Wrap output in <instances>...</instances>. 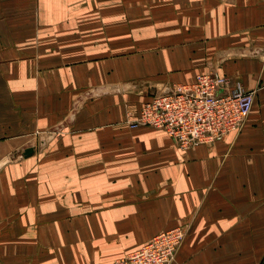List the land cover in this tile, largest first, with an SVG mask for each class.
Instances as JSON below:
<instances>
[{
	"label": "crops",
	"instance_id": "obj_1",
	"mask_svg": "<svg viewBox=\"0 0 264 264\" xmlns=\"http://www.w3.org/2000/svg\"><path fill=\"white\" fill-rule=\"evenodd\" d=\"M206 72L255 91L240 133L125 123ZM182 225L172 264L264 261V0H0V264H111Z\"/></svg>",
	"mask_w": 264,
	"mask_h": 264
},
{
	"label": "built area",
	"instance_id": "obj_2",
	"mask_svg": "<svg viewBox=\"0 0 264 264\" xmlns=\"http://www.w3.org/2000/svg\"><path fill=\"white\" fill-rule=\"evenodd\" d=\"M255 91L217 72L198 74L191 84L174 86L152 96L139 111L128 109L127 125L165 131L182 149L215 144L230 133H240L252 111ZM125 122V123H126ZM188 227L163 231L141 248L111 264H172Z\"/></svg>",
	"mask_w": 264,
	"mask_h": 264
},
{
	"label": "rangeland",
	"instance_id": "obj_3",
	"mask_svg": "<svg viewBox=\"0 0 264 264\" xmlns=\"http://www.w3.org/2000/svg\"><path fill=\"white\" fill-rule=\"evenodd\" d=\"M81 1H84V0H81ZM102 10H99V9H96L95 10V16L97 17V18H99L98 16H101L100 14H99V12H101ZM98 28V29H97ZM100 29H102V25H96L95 26V30H100ZM94 31V29H90V30H87V29H84V31L83 32H89V33H92ZM88 35V34H87ZM89 36H91V35H89ZM81 42L82 41H80V44H81ZM99 55H101V56H99V57H96V56H94V58L95 59H98L99 58V60H95V61H100V59L102 60L103 58L102 57H105V59L106 58H108V56H103V54H99ZM93 57V56H92ZM101 57V58H100ZM87 58V57H86ZM84 59V61H85V58H83ZM81 61V60H80ZM94 61V60H93ZM81 62H83V61H81ZM118 90V86H113V85H110L109 87H106V88H104V92H114V91H117ZM125 90V89H124ZM118 91H122L121 89L120 90H118ZM92 94H94V96H96V95H98V93L96 92V90L94 89V93H92ZM126 122V121H125ZM53 133V132H52ZM55 137L58 139L59 137H60V133H59V131H55V134L53 133V134H49V135H47V137H46V142H51V143H53L54 141V139H55ZM44 145V144H43ZM41 149L43 150L44 148H42L41 147ZM46 152H48L47 151V149L46 150H44L43 152H42V154H45Z\"/></svg>",
	"mask_w": 264,
	"mask_h": 264
},
{
	"label": "water",
	"instance_id": "obj_4",
	"mask_svg": "<svg viewBox=\"0 0 264 264\" xmlns=\"http://www.w3.org/2000/svg\"><path fill=\"white\" fill-rule=\"evenodd\" d=\"M34 153H35V147H29L25 150L24 156L30 157V156L34 155ZM262 264H264V261L262 262Z\"/></svg>",
	"mask_w": 264,
	"mask_h": 264
},
{
	"label": "bare ground",
	"instance_id": "obj_5",
	"mask_svg": "<svg viewBox=\"0 0 264 264\" xmlns=\"http://www.w3.org/2000/svg\"><path fill=\"white\" fill-rule=\"evenodd\" d=\"M127 123V122H126Z\"/></svg>",
	"mask_w": 264,
	"mask_h": 264
}]
</instances>
